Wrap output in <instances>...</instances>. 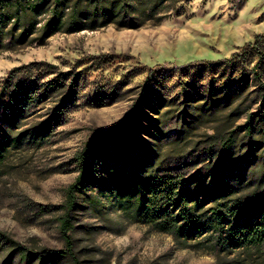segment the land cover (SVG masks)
<instances>
[{
	"label": "rangeland",
	"instance_id": "obj_1",
	"mask_svg": "<svg viewBox=\"0 0 264 264\" xmlns=\"http://www.w3.org/2000/svg\"><path fill=\"white\" fill-rule=\"evenodd\" d=\"M260 34L264 0H189L181 16L157 26H109L0 50V143L6 147L0 162V233L31 253L62 251L58 220L78 175V154L136 104L135 119L109 143L104 158L110 165L127 147L159 151L165 163L194 162L192 171L203 170L207 148L221 146L231 134L223 175L235 177L245 193L264 189V54L247 49L222 64ZM58 82V91H48ZM240 84L227 102L226 90ZM29 86L35 95L22 108ZM251 113L256 116L247 132ZM155 129L164 138L158 139ZM76 202L70 234L81 264H264V249L249 255L204 253L129 223L94 184ZM10 255L11 264L40 262H22L1 243L0 264Z\"/></svg>",
	"mask_w": 264,
	"mask_h": 264
},
{
	"label": "trees",
	"instance_id": "obj_2",
	"mask_svg": "<svg viewBox=\"0 0 264 264\" xmlns=\"http://www.w3.org/2000/svg\"><path fill=\"white\" fill-rule=\"evenodd\" d=\"M189 0H0V50L9 46L43 45L57 34H76L113 26L120 29H139L157 26L164 20L181 16ZM264 34L257 35L240 54H234L222 64L230 62L251 49L263 56ZM261 64L259 60L255 68ZM239 84V82H237ZM23 82L17 86L23 90ZM62 87L51 84L48 91ZM242 85L226 90L230 102ZM24 87L21 107L35 95ZM33 92L30 94V92ZM262 108H264V95ZM18 109V113L22 109ZM138 104L108 130L91 138L78 154V175L66 191L64 212L59 217V231L64 242L62 251L46 255L31 253L17 242L0 233V244H8L12 254L24 261L38 260L39 264L57 263L67 259L69 264H81L75 254L72 236L73 211L78 194L91 184L99 186L113 207L129 223L142 224L151 230L171 236L183 248L204 253L261 254L264 249V189L245 193L235 177L223 175L225 154L232 147L230 136L221 146L212 143L207 148L208 165L192 171L194 162L165 163L159 151L142 152L124 147L116 153L117 164L112 166L104 158L109 153L111 139L121 128L135 119ZM264 113V111H263ZM247 116L244 128L251 132L254 117ZM14 121H10L12 124ZM159 138L165 134L155 129ZM183 135V126L178 129ZM220 142V141H219ZM6 147L0 143V162ZM103 150H106L103 153ZM11 256L2 264H11ZM55 262V263H54Z\"/></svg>",
	"mask_w": 264,
	"mask_h": 264
}]
</instances>
